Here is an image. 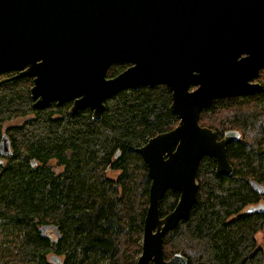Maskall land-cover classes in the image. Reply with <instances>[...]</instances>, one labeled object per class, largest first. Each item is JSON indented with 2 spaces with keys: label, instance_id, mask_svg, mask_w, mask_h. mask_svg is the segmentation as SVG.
<instances>
[{
  "label": "trees",
  "instance_id": "obj_1",
  "mask_svg": "<svg viewBox=\"0 0 264 264\" xmlns=\"http://www.w3.org/2000/svg\"><path fill=\"white\" fill-rule=\"evenodd\" d=\"M128 65L114 63L106 77ZM255 80L258 90L214 98L200 112V125L218 138L238 134L226 145L232 172L217 173L214 158L202 156L196 202L165 234V258L180 253L187 264H264L256 239L260 233L264 240V69ZM31 85L25 76L0 83V142L9 150L0 151V254L10 264H135L150 183L137 147L176 125L171 91L164 84L121 90L93 119L89 108L70 114V102L32 107ZM17 117H24L20 124L2 128ZM108 170L120 172L113 179ZM178 196L165 191L160 216Z\"/></svg>",
  "mask_w": 264,
  "mask_h": 264
},
{
  "label": "water",
  "instance_id": "obj_2",
  "mask_svg": "<svg viewBox=\"0 0 264 264\" xmlns=\"http://www.w3.org/2000/svg\"><path fill=\"white\" fill-rule=\"evenodd\" d=\"M118 62L129 65L106 77ZM261 69L264 0H0V83L32 78V107L70 102V114L89 108L100 119L121 90L171 91L176 125L137 147L150 183L135 264L188 263L180 253L164 257V236L196 202L202 156L214 158L217 173L232 172L226 145L238 135L218 138L200 112L214 98L258 90ZM0 151L9 154L4 141ZM168 189L178 200L160 216Z\"/></svg>",
  "mask_w": 264,
  "mask_h": 264
},
{
  "label": "rangeland",
  "instance_id": "obj_3",
  "mask_svg": "<svg viewBox=\"0 0 264 264\" xmlns=\"http://www.w3.org/2000/svg\"><path fill=\"white\" fill-rule=\"evenodd\" d=\"M3 76H6V75H3ZM23 119H24V117H17V118L10 119V120L2 123V128L6 129V128L10 127V126L20 124L23 121ZM130 163H131V166L133 168V174L132 175L135 176V173L139 170L138 169V165L135 163V159H132V158L130 159ZM49 165L53 169H55L57 172L61 170V167L56 165V160H50L49 161ZM119 172L120 171H118V170H108L107 171V175H108V177L114 179L119 174ZM133 187L135 188V186L133 185L130 189L132 190ZM256 239H257V243L264 250V240L262 239L260 233H256ZM7 263L10 264V262H7ZM7 263L5 262V258L2 257V255L0 254V264H7Z\"/></svg>",
  "mask_w": 264,
  "mask_h": 264
},
{
  "label": "flooded vegetation",
  "instance_id": "obj_4",
  "mask_svg": "<svg viewBox=\"0 0 264 264\" xmlns=\"http://www.w3.org/2000/svg\"><path fill=\"white\" fill-rule=\"evenodd\" d=\"M254 81H256V80L254 79ZM256 82H257V81H256ZM2 142H3V141H2ZM2 142H0V144H1ZM51 229H52V228H46V229L44 230V233H45V232H49V231H51Z\"/></svg>",
  "mask_w": 264,
  "mask_h": 264
},
{
  "label": "bare ground",
  "instance_id": "obj_5",
  "mask_svg": "<svg viewBox=\"0 0 264 264\" xmlns=\"http://www.w3.org/2000/svg\"><path fill=\"white\" fill-rule=\"evenodd\" d=\"M147 207H148V204H147ZM147 207H146V210H147ZM145 214H146V211H145ZM145 217V216H144ZM144 221V220H143ZM47 227H43L42 230L44 232V230L46 229ZM164 253V252H163Z\"/></svg>",
  "mask_w": 264,
  "mask_h": 264
}]
</instances>
